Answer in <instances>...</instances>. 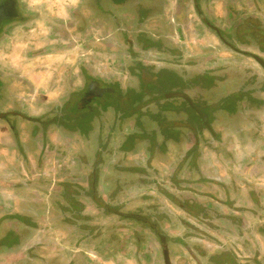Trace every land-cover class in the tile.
<instances>
[{"label": "flooded vegetation", "instance_id": "flooded-vegetation-1", "mask_svg": "<svg viewBox=\"0 0 264 264\" xmlns=\"http://www.w3.org/2000/svg\"><path fill=\"white\" fill-rule=\"evenodd\" d=\"M171 1L68 0L63 7L65 12L69 10L68 21L57 33L63 39H51V35L41 39L40 34L23 37L21 40L33 45L42 40L49 42L34 46L33 57L51 55L57 44L54 42H62L65 49H70L74 41L80 40L74 47L81 49L75 52L77 60L83 61L89 54L88 48H83L89 28L96 26L100 36L94 38L101 52L116 54L123 60L117 65L120 73L115 71L104 78L96 73L95 63H82L81 86L71 81L68 94L39 116L24 110L34 84L0 71V155L4 157L0 165L9 171L20 168L37 178L42 155L50 149L60 156V160L52 161L53 168L66 164L63 181L51 179L49 186H61L60 196L70 205L67 213L79 215L71 205L97 203L96 200L119 211L135 213L111 204L109 196L116 194L119 202L132 203L147 195L152 203L160 202L165 211L157 205L160 210L165 214L169 211L183 226L179 238L183 258L191 261L183 259L181 264H205L204 259L210 255L200 244L217 250L206 264H264V214L244 207L242 175L263 172L264 153L258 155L260 165L253 161L243 167L239 181L232 177L228 166L234 157L230 147L233 142L244 148L249 140H256L264 146V0ZM189 10L209 36L178 34ZM31 19L40 24L25 0H0V43L17 38L12 31ZM174 39H214L244 61H217L218 49L212 44L200 47L198 57L185 55L182 43ZM22 42L16 40L13 57L18 58ZM171 77L179 84L168 85ZM209 77L211 82L205 80ZM14 155L17 161L9 163ZM29 156H33L30 162ZM15 174L10 179H0V183L13 184L24 203L38 206L35 200H53L49 195L41 196L38 180L36 183L27 173L13 178ZM261 183L256 184L264 186ZM250 195L255 202L258 191L253 189ZM35 209L28 206L19 213L16 225L24 226L19 234L15 226L8 229L10 234L0 237V248L8 249L7 255L17 253L4 264H33L38 259L30 252L38 244L22 246L26 239L36 236ZM149 212L137 214L149 221V214H158L154 208ZM254 216L258 227L250 235L246 225ZM186 232L198 246L191 247L185 241ZM167 246L169 264H179L173 262ZM162 256L166 264L163 248ZM55 259L50 257L40 264H55ZM66 264L87 262L80 253L73 254Z\"/></svg>", "mask_w": 264, "mask_h": 264}, {"label": "rangeland", "instance_id": "rangeland-1", "mask_svg": "<svg viewBox=\"0 0 264 264\" xmlns=\"http://www.w3.org/2000/svg\"><path fill=\"white\" fill-rule=\"evenodd\" d=\"M25 2L27 8L39 17L36 21H39L40 24L31 19L26 24L12 31L11 35L17 38L5 39L0 43V71L5 75H17L20 78H27L31 81V84H34L32 85L35 86V88H33L32 93H30L31 98H29L28 103L24 105V110L27 113L33 116L44 114L52 103L62 100L63 97L68 94L70 90L69 83L71 81L74 85L80 87L82 78L80 69L83 67L81 66L82 63L83 65L87 62H90V64L95 63L94 67L96 73L103 75L101 76L103 78L115 71L120 73L117 65L123 58L113 53L101 52L102 49L99 47V42L94 38L100 36V32H97L96 26L89 28V34H87L85 40L86 44L83 45V48H88L89 50L87 60L79 61L76 58L77 54L75 51L80 52L81 49L74 46L79 43L80 40L77 42L74 41L72 44L73 48L70 49H65V45L62 42H54L57 44H55V48L52 49L53 52L51 55H40L39 57L31 56L34 46L49 42L47 40H42L41 43L33 45L21 39L33 35L38 36L39 34L41 39H49V35H51V39H63V37H60V34L57 33L63 28V22L66 20L68 21L67 14L69 10L65 12L64 9L66 8L63 7H66V4L69 2L68 0H25ZM171 2H173V0ZM193 15L194 13L192 10L187 12L186 18L179 26L180 30H178V34L184 35L185 37L189 35L193 37L198 33L209 36L210 33H208L204 27L200 28L195 22ZM170 17L169 14L168 18ZM56 28L57 31L55 32ZM167 30L168 27L164 29L165 32ZM16 40L23 41L18 58L17 56L13 57L14 54L11 53L16 48V46L14 48ZM174 41L176 43H182L181 45L183 46L185 55L198 57L200 47L202 48L208 44H212L218 49L215 54L217 61H234L236 63L244 61L242 56H235L229 50L223 48L221 44L216 43L214 39H174ZM71 51H73V53H71ZM229 72H231V70H229ZM197 73H199V71ZM54 75L57 76V81H55ZM124 76L125 74H121V77ZM230 77L234 78V75ZM32 78L34 80H32ZM206 79L210 80L209 82L212 80L211 77L205 78V80ZM179 82V80L177 81L174 77H171V83L168 82L167 84L176 86ZM36 95L40 96V99H37ZM230 147L234 149V157L231 159L232 161L229 162V164L227 162V164L232 170L233 178L239 181V179H242L243 175L244 207H253L256 213L264 214V203H262L264 201V186H258V184H256L261 183L257 177L263 181L261 184H264V171L253 174L252 172H245L241 175L243 167L254 163L253 161H256L257 165L262 163L260 160L261 156H256V159H252V157H255L252 154L253 152L246 151L247 155L244 156V150L258 148L257 155H259L260 153H264V150H262L264 146H262L259 141L255 142V140H253L249 142L245 148L236 142H233ZM59 157V155L52 153L49 149L45 155H42L41 167L37 170V172L41 174L37 175V178L34 176L32 177V173L23 172L24 174H29V178L32 177L36 183L37 180L39 181L37 187L40 189L41 196L49 195L53 198L49 203L43 202V200H35V204L38 205V208L35 209L36 212L33 214L38 215V221H36L37 229L33 230V234H36V236L29 240L26 239L22 244L23 247L29 244H38V247H34V249L30 251L31 254L34 253L38 256V259L34 261L33 264H40L42 260L49 261L50 257L56 258L55 264H66V262L72 258L73 254L80 253L84 255L87 264H163L162 243L159 234L165 237L166 246L168 245L170 247L169 253L171 254L173 262H182L183 259L185 261H191L186 256L183 258L179 239L183 226L180 225L178 218L170 216L172 214H170L169 211L165 214L163 212L165 208H162L161 203H152L151 198L149 199L147 195H142L135 200L144 197L143 200L145 202L141 204L144 208L138 209L149 212L150 208H154L155 211L158 212V214H149L151 217H149L150 221L155 224V229L137 220L112 215L107 210L101 209L99 204L94 201L86 205L80 203L71 205L74 212H79V215L74 214L73 216L67 213L66 209L70 205L68 203L66 205L65 198L60 196L62 191L61 186L57 185L56 189H52V187L49 186L51 179H55L56 183L63 181L61 179H63L64 173L66 172V164H63V167H52L54 165L52 161L60 160ZM0 161L4 162V157L1 155ZM8 162L11 163V161ZM56 164H60V162L56 161ZM92 175L91 173L89 174L90 181ZM29 178L27 177V179ZM175 181L176 180H174V182ZM253 189L258 191L255 202L251 199L250 195ZM49 192L56 193L52 195ZM157 205L160 206L163 211H161ZM52 207H55V210ZM83 207L82 214L81 210ZM175 208L177 207L175 206ZM46 210L48 213H45ZM256 218V216L248 218L249 221L246 227H248L250 235H252V230H257L258 220ZM155 230H157L158 233H156ZM186 230L188 229L186 228L185 231ZM187 232L185 241L187 240L191 247L198 246L194 243L193 237L188 236ZM195 237L200 236L195 234ZM245 238L246 237H244L245 242L248 241ZM246 243H248V245L250 244V242ZM206 244H208L207 241ZM201 245L202 244H200L201 249H203L207 255H210V257L213 253H217V250L214 249L213 246L203 248ZM84 251H86L87 254H85ZM20 255L23 254L20 253L19 256ZM210 257L204 259L205 264L207 260L210 261ZM181 262H179V264H181Z\"/></svg>", "mask_w": 264, "mask_h": 264}, {"label": "crops", "instance_id": "crops-1", "mask_svg": "<svg viewBox=\"0 0 264 264\" xmlns=\"http://www.w3.org/2000/svg\"><path fill=\"white\" fill-rule=\"evenodd\" d=\"M249 142H251V141L249 140L248 143ZM255 142H256V140H255ZM244 148H245V146H244ZM246 151H252L253 152L252 154L254 156H258L257 155L258 148H252L251 150H249V149L244 150V156L247 155ZM10 158H11L10 161L15 164V162L17 161L16 160L17 156L14 155V156H11ZM32 158H33V156H29V162L32 160ZM3 167H4V165H3ZM3 167H1V165H0V179L9 178V176H13L15 173H17V174H22L23 173V171L20 170V168L16 169V171H9V170L4 169ZM8 173H11V175L8 174ZM17 174H15V177H13V178H16ZM0 184H1L0 185V237L2 235L7 236V234H10V233H7L8 229L10 230V228H13L15 226H16L15 232H16V234H19V231L24 228L23 225H20V226L16 225L17 224L16 219L19 218V213L21 211L24 212L25 209L28 206H31L33 208L35 207L36 209L38 208V206L33 205V203L32 204L24 203L22 201L21 197L18 195L17 191L14 188H12L13 184H8V185L7 184H3V183H0ZM109 198H110V203L111 204L117 205L120 208H124L127 211L142 212L138 208H141V209L144 208L141 205L142 202H145L143 200L144 197L140 198L136 202L134 201V203L133 202L132 203L119 202L121 200H119L120 198L116 194H111L109 196ZM139 205H141V206H139ZM29 210H31V209H29ZM27 211L28 210H26V212ZM16 214L18 216H16ZM20 220H22V219H20ZM23 221L25 222V218H24ZM13 234H15V233H13ZM0 241H1V239H0ZM3 248H0V253H1L0 260H1V257H2V260L0 261V264H4V262L6 260H8L9 256H16L17 255V253H13V254L11 253L12 255L11 254L7 255V253H8L7 250L8 249H6V248L3 249ZM2 251H4V252H2Z\"/></svg>", "mask_w": 264, "mask_h": 264}, {"label": "water", "instance_id": "water-1", "mask_svg": "<svg viewBox=\"0 0 264 264\" xmlns=\"http://www.w3.org/2000/svg\"><path fill=\"white\" fill-rule=\"evenodd\" d=\"M190 104L192 105L193 108H195L198 111V108L196 106H194L191 101H190ZM0 117H1V114H0ZM96 201H97V203L99 205L105 207L108 212H112V213L118 214V215H120L122 217H125V218H132V219H135L137 221H140V222H143V223H147V224H149L152 227V229H155V224L154 223H151L143 215H140V214H137V213H126V212H122V211H119L117 208L111 207V206H109L108 204H106L104 202H101V201H98V200H96ZM155 232L158 233L157 230H155ZM159 238H160V241L162 243V248H163L165 262H166V264H169L168 252H167V248H166L165 237L159 234Z\"/></svg>", "mask_w": 264, "mask_h": 264}]
</instances>
